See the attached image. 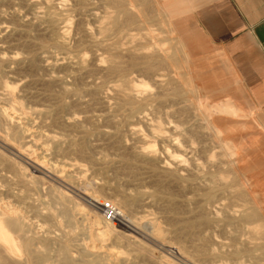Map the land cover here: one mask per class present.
<instances>
[{"label":"rangeland","instance_id":"374dc122","mask_svg":"<svg viewBox=\"0 0 264 264\" xmlns=\"http://www.w3.org/2000/svg\"><path fill=\"white\" fill-rule=\"evenodd\" d=\"M158 3L0 0V106L16 114L19 130L28 131L27 138L11 140L7 136L11 125L1 122L0 136L12 152L24 151L43 169L40 172L23 165L0 143L6 165L15 161L18 169L11 171L0 162V205L21 215L31 251L45 256L42 261L29 259L25 264H62L63 248L73 264L264 263L260 248L264 239L258 230H251L258 220L264 221V206L258 202H264V197L241 173V150L231 154L227 148L241 140L233 138L236 129L230 131V123L221 124L218 115L208 114L205 107L211 102L204 98L206 77L202 81L195 74L193 77L189 55ZM80 60L83 65L77 66ZM112 60L122 61L126 71L107 74ZM133 62L145 64L130 66ZM118 84L127 93L137 94L139 113L128 117L127 111L116 110L120 101L114 89ZM202 101L205 106H200ZM216 127L222 131L216 132ZM77 141H83L90 157L75 152ZM139 150L154 153L151 162L156 169L162 160L186 169L181 173L189 174L185 175L188 178H174L177 181L172 180V185L168 182V189L174 188L169 189L173 194L170 200L150 190L154 178L146 159L135 156ZM126 155L137 160L127 162ZM131 173H145L141 177L147 180L137 182ZM146 182L148 185H143ZM239 191L247 199L240 200ZM59 192L67 193L65 204L59 200ZM103 201L115 203L118 216L106 221L109 227L100 236L90 212H105ZM64 206L69 210L67 216L61 214ZM198 207L212 221L208 217L204 227L199 225L194 234L182 237L177 228L197 223ZM251 209L260 212L252 225L241 217ZM100 221L99 226H104L105 220ZM199 228L205 233L198 232ZM189 237L198 247L218 248V260L210 263L207 258L194 257ZM93 247L96 250H91ZM19 249L16 255L21 260L25 253Z\"/></svg>","mask_w":264,"mask_h":264},{"label":"crops","instance_id":"0c3cea01","mask_svg":"<svg viewBox=\"0 0 264 264\" xmlns=\"http://www.w3.org/2000/svg\"><path fill=\"white\" fill-rule=\"evenodd\" d=\"M158 1L193 77H206L204 98L232 108L220 123L240 122L232 135L246 142L238 166L264 197V0Z\"/></svg>","mask_w":264,"mask_h":264},{"label":"bare ground","instance_id":"6f19581e","mask_svg":"<svg viewBox=\"0 0 264 264\" xmlns=\"http://www.w3.org/2000/svg\"><path fill=\"white\" fill-rule=\"evenodd\" d=\"M114 1V0H113ZM126 1V0H125ZM132 1V0H131ZM126 3V2H125ZM134 4V3H133ZM128 5H130V4H128ZM127 5V6H128ZM125 6V5H124ZM123 6V7H124ZM132 6V5H131ZM122 7V8H123ZM115 9V8H114ZM127 9V8H126ZM129 9V8H128ZM116 10V9H115ZM121 13H122V11H120ZM123 12H124V10H123ZM128 12H129V10H128ZM162 12V11H161ZM131 15H132V13H130ZM111 15V14H110ZM109 17V16H108ZM112 18V17H111ZM118 20V19H117ZM106 21H107V19H106ZM106 21H104V22H106ZM112 21V20H111ZM108 22H110V21H108ZM115 22V21H114ZM128 23V22H127ZM131 24V23H130ZM133 24V23H132ZM104 25H105V23H104ZM103 25V26H104ZM102 26V25H101ZM115 26V25H114ZM118 26H119V24H118ZM102 28V27H101ZM120 28V27H119ZM102 31V30H101ZM147 31V30H146ZM152 31V30H151ZM103 32V31H102ZM150 32V31H149ZM104 33V32H103ZM106 33V32H105ZM153 35V34H152ZM141 36V35H140ZM151 36V35H150ZM132 37V36H131ZM135 37V36H134ZM136 37H138V35L136 36ZM137 39V38H136ZM140 39V38H139ZM60 42V44H64L62 41H59ZM156 42V41H155ZM154 44V43H153ZM61 45V46H62ZM160 45H161V42H160ZM166 46H167V44H165ZM163 47V46H162ZM165 47V46H164ZM159 49V48H158ZM165 49V48H164ZM160 50H161V48H160ZM150 51H152V50H150ZM163 50H161V52H162ZM165 51V50H164ZM145 52V51H144ZM143 52V53H144ZM133 53V52H132ZM135 54V53H134ZM148 55V54H147ZM152 55V54H151ZM150 55V56H151ZM155 55H157V54H155ZM111 56V55H110ZM108 57V56H107ZM116 58V57H115ZM136 58V57H135ZM158 58H159V56H158ZM142 59H143V57H142ZM172 60V59H171ZM107 61V60H106ZM109 61V60H108ZM122 61H117V60H112V61H110V63H109V66H108V72H107V74H109V75H114V74H123L124 73V67H123V65H122ZM140 63H144V62H133V63H130V66H137V65H139ZM145 64V63H144ZM75 65V64H74ZM76 65L77 66H81V65H83V61L82 60H80V61H78L77 63H76ZM158 66V65H157ZM128 67V66H127ZM150 67H145V69H149ZM126 71V70H125ZM87 72V71H86ZM123 80V79H122ZM6 83H5V87H6ZM167 85V84H166ZM3 87V86H2ZM124 86H120L119 84H118V86L117 87H115V95H116V97H117V99H119V103H117L116 104V110H124V111H127V116L128 117H130L133 113H139V111H140V105H138L137 103H136V93L135 94H130V93H127L126 91H125V89L123 88ZM178 87V86H177ZM127 89V88H126ZM133 89H134V87H133ZM171 89V88H170ZM135 90V89H134ZM66 91V90H65ZM68 92V91H67ZM131 93H132V91H131ZM164 95V94H163ZM10 97V96H9ZM146 99V98H145ZM204 100V99H203ZM139 101V100H138ZM145 101V100H144ZM205 101V100H204ZM204 101H202V102H198L199 104H200V106H205V103H204ZM142 105V104H141ZM143 106V105H142ZM9 107V106H8ZM206 108V110H207V112H208V114L209 115H222V116H225L226 114H230V115H232L233 114V111H232V108L231 107H229V106H227V105H225V104H217V103H210V104H208L207 105V107H205ZM16 113V112H15ZM13 113L11 112V110H9V109H7L6 107H1L0 106V123L1 122H4V123H6V124H10L11 125V127H9L8 128V133H7V136L11 139V140H18L19 141V139H23V138H27V133H28V131L27 130H25V129H21V130H19L18 128H17V123H16V121H15V115L16 114H14V115H12ZM240 115V114H239ZM242 116V115H241ZM245 117V116H244ZM55 118H57V117H55ZM55 118L53 119V121H56L55 120ZM58 120V119H57ZM216 120H219L218 119V117L216 118ZM59 121V120H58ZM61 121V120H60ZM242 122V121H241ZM19 123V122H18ZM57 123V122H56ZM69 123V122H68ZM210 123V122H209ZM3 124V123H2ZM61 124H63L64 125V123H61ZM211 124V123H210ZM213 125V124H212ZM24 126V125H23ZM29 126V125H28ZM65 126V125H64ZM71 126V125H70ZM70 126H68L69 128H70ZM73 126V125H72ZM239 126H240V122L238 121V123L236 122H232V123H230L229 125H228V129L230 130V131H233L234 129H239ZM1 127V126H0ZM25 127V126H24ZM158 130H160L161 129V127H160V125L159 124H157L156 126H155ZM21 128V127H20ZM27 128V127H26ZM219 131H222V129H220V128H218V127H216V132H219ZM1 132V131H0ZM71 140H73V139H71ZM129 140V139H128ZM118 141V140H117ZM74 142V141H73ZM83 142V141H82ZM82 142H78L77 141V145L76 146H74V147H76V149L77 150H75V152L77 151L80 155H82V156H86L87 155V152H86V150H85V145L83 146V144H82ZM119 142V141H118ZM117 142V143H118ZM225 142V141H224ZM0 143L2 144V146H3V148H4V150L5 151H7V152H9V154H11L12 156H14L16 159H18V161L19 162H21L23 165H25V166H29V167H31V168H33L34 170H37V171H42L43 169L41 168V166L36 162V161H34L33 159H29L26 155H25V153H23L24 151H19V149H18V151L19 152H16V154L14 153V152H12V151H14V150H11L12 149V147L9 145V144H6V142L5 141H3V139H2V137L0 136ZM10 143H11V141H10ZM13 143V142H12ZM27 143V142H26ZM116 143V144H117ZM0 144V145H1ZM113 144V143H112ZM25 145V144H24ZM244 145L246 146V142H245V140H243V141H241L240 142V144H238V145H232V146H228L227 145V148L229 149V152L231 153V154H233V153H235V151H237V150H241V148L242 147H244ZM73 146V145H72ZM1 149V148H0ZM129 149V148H128ZM3 150V149H2ZM9 150V151H8ZM11 150V151H10ZM22 150V149H21ZM124 151V150H123ZM131 151V150H130ZM12 152V153H11ZM76 152V153H77ZM131 152H134L133 150L131 151ZM135 153V152H134ZM137 153V155H135V156H139V157H143L142 159L144 160V158L146 159V161H147V170L150 172V175L154 178V179H152V181H154L153 182V189H150V187H151V184H149L150 185V187H149V189L150 190H152V192L154 191V194H156L157 193V195L158 194H161L160 196H164V197H166L168 200H170V198L172 197V191H170V190H172V189H174V188H171L170 189V186H169V189H168V182H169V184L172 182V180H174V181H177V180H179L178 178H184V177H189V174H187V176H185L183 173H181V171H183V172H186V169L184 168V167H180V168H177V166H172V164H170L169 162H167V161H163L162 160V164H161V166L159 167V169H156V167H154L153 165H152V163L153 162H151V160H153L154 158H155V155H154V153H150V152H143L142 150L140 151H137L136 152ZM27 154V153H26ZM124 154V153H123ZM127 154V153H126ZM132 154V153H131ZM28 155V154H27ZM129 155V154H128ZM128 155H126V157H125V159L127 160V162L129 161V162H132V161H136L137 159H135V157L134 156H128ZM87 156H89V155H87ZM80 157V156H79ZM90 157V156H89ZM88 157V158H89ZM146 157H148V159L146 158ZM87 158V157H86ZM105 158V157H104ZM121 158V157H120ZM122 159H124V156H123V158ZM102 160V159H101ZM17 161V160H16ZM100 161V160H99ZM109 161V160H108ZM0 162H2V163H4L5 165H6V159H5V154L2 152H0ZM15 162V161H14ZM14 162H9V164H7L6 166L11 170V171H15V172H17L18 171V169H17V167H16V165H15V163ZM102 162V161H101ZM100 162V163H101ZM124 162V161H123ZM141 163L140 162V160L139 161H137V163ZM103 163H105V162H103ZM137 163H135V165L137 164ZM144 163V162H143ZM124 164V163H123ZM129 164H131V163H129ZM146 164V163H145ZM155 164V163H154ZM103 165H107V164H103ZM134 165V166H135ZM138 166V165H137ZM139 166H141V164L139 165ZM180 166V165H179ZM178 166V167H179ZM45 167V169H46V166H44ZM123 168H125L124 166H123ZM127 169H129V167L127 168ZM131 169V168H130ZM129 169V170H130ZM133 169V168H132ZM131 169V171H134V170H132ZM137 170V169H136ZM143 170V169H142ZM145 170V169H144ZM188 171V170H187ZM127 172V171H126ZM136 172V171H135ZM140 172V171H139ZM189 172V171H188ZM148 173V172H147ZM190 173V172H189ZM29 174V173H28ZM43 174V173H42ZM47 174V173H46ZM127 174V173H126ZM132 175H130V176H132V177H136L137 179H138V181L137 182H144L145 181V179L143 178V177H141V176H144L145 175V173H143L144 175H142V173L140 174V173H131ZM193 174V173H192ZM191 174V176H193ZM227 174H228V172H227ZM184 175V176H183ZM125 176H127L128 177V175H125ZM129 176V178H131ZM183 176V177H182ZM187 177V178H188ZM225 177V176H224ZM56 178V177H55ZM136 178L134 179L135 180V182H136ZM151 178V177H150ZM177 179V180H175V179ZM191 178V177H190ZM234 178V177H233ZM54 179V178H53ZM133 180V181H134ZM147 180V179H146ZM185 180V179H184ZM218 180H220V178L218 179ZM231 180V179H230ZM59 181V180H58ZM149 181V180H148ZM152 181H150V182H152ZM174 181H173V183H174ZM182 181H183V179H182ZM136 182V183H137ZM179 182H181V181H179ZM184 182V181H183ZM186 182V181H185ZM188 182V181H187ZM192 182V181H191ZM220 182V181H219ZM135 183V184H136ZM149 183V182H148ZM148 183L146 182V183H143V185H145V184H147L148 185ZM189 183V182H188ZM212 183V182H211ZM180 184V183H179ZM185 184V183H184ZM187 184V183H186ZM185 184V185H186ZM218 184V183H217ZM56 185V184H55ZM138 183H137V187H138ZM142 185V184H141ZM143 185H142V187H143ZM146 185V186H147ZM170 185H172V183L170 184ZM184 185V186H185ZM235 185H237V183H235L234 184V186ZM140 186V185H139ZM188 186V185H187ZM215 186V185H214ZM216 187V186H215ZM248 187V186H247ZM140 188V187H139ZM145 188V187H144ZM180 188H182V187H180ZM210 188V187H209ZM232 188V187H231ZM234 188H237V187H234ZM31 189V188H30ZM136 190V189H135ZM134 190V191H135ZM140 190V189H139ZM184 189H182V191H183ZM232 190V189H231ZM235 190H237L238 191V189H235ZM248 190V189H247ZM201 191V190H200ZM229 191V190H228ZM249 191V190H248ZM247 191V192H248ZM143 192V190H141V192L140 193H142ZM156 192V193H155ZM230 192V191H229ZM228 192V193H229ZM236 192V191H235ZM256 192V191H255ZM72 193V192H71ZM136 193V192H135ZM67 193H64V192H59L58 193V198H59V200L63 203V204H65V202H66V200L68 199L67 198V195H66ZM153 194V193H152ZM153 194V195H154ZM236 194V193H235ZM130 195V194H129ZM132 195V194H131ZM133 195H135V194H133ZM175 195V194H174ZM228 195V194H227ZM140 196V195H139ZM159 196V197H160ZM238 196H239V198H240V200H243V198L245 197V199H247L246 197V195L245 194H243V193H241V191H239V193H238ZM149 197H152V196H149ZM155 197H156V195H155ZM154 196H153V198H155ZM122 198V197H121ZM134 198V197H133ZM133 198H131V200L133 199ZM141 198V197H140ZM152 198V199H153ZM234 198V197H233ZM129 199H130V197H129ZM137 199V201H139L138 200V198H136ZM161 199V198H160ZM205 199L206 200H209L210 199V196H208V195H206L205 196ZM245 199H244V201H245ZM259 199V198H258ZM140 200H142V198L140 199ZM154 200V199H153ZM158 200H159V198H158ZM157 200V201H158ZM162 200V199H161ZM166 200V199H165ZM250 200V199H249ZM78 201V200H77ZM125 200H123V202H124ZM132 201H134V200H132ZM200 201V200H199ZM252 201H254L253 199H252ZM7 202V201H6ZM96 202V201H95ZM167 202V201H166ZM171 202V201H170ZM259 202V204H261V205H263L264 206V202L263 201H261V200H259L258 201ZM196 203V202H195ZM113 204H115V203H113ZM124 204V203H123ZM137 204V202L135 203V205ZM168 204V203H167ZM166 204V205H167ZM171 204H173V203H171ZM252 204V203H251ZM256 204V203H255ZM121 205V204H120ZM127 205V204H126ZM129 205V204H128ZM238 205V204H237ZM169 207H170V205H168ZM203 206V205H202ZM220 206V205H219ZM256 206H257V204H256ZM15 207V206H14ZM260 207V206H259ZM76 208V207H75ZM164 209H165V207H163ZM177 208V207H176ZM179 208V207H178ZM199 208V207H198ZM87 209V208H86ZM170 209V208H169ZM181 209V208H180ZM260 209H261V207H260ZM75 210V209H74ZM95 210V209H94ZM167 210H168V208H167ZM171 210H172V208H171ZM174 210V209H173ZM185 210V209H184ZM216 210V209H215ZM248 210V209H247ZM87 211V210H86ZM89 211V210H88ZM97 211V210H96ZM90 212L91 214H90V216H91V218L95 221V224L97 225V227H96V234L97 235H100V236H103L106 232H107V227H109L108 225H107V223H106V221L108 222V221H111L112 220V218L114 217V218H116L117 216H118V212H112V213H107L106 214V212H101V214L100 213H98V211L97 212ZM176 211V210H175ZM175 211H173L172 213H174ZM178 211H179V209H178ZM121 212H122V215H123V217L125 216L124 215V212L125 211H122V209H121ZM181 211H179L178 213H180ZM183 212V211H182ZM186 212V211H185ZM68 213H69V210L64 206L62 209H61V214L63 215V216H67L68 215ZM168 213H169V211H168ZM178 213H176V214H178ZM206 213H208V212H206ZM244 214L241 216L242 218H243V220L246 222V223H249V224H253V220L255 219L254 217H257L258 216V214L260 213H258V210L257 209H255V210H253V209H251V210H249V211H247V212H243ZM196 214V213H195ZM198 216L200 217V220H198V222L196 223V222H189V223H187V225L185 226V225H183L184 227L183 228H177V231L178 230H180L179 231V233L182 235V237H187V236H190V235H192V234H194L193 233V231H194V229L197 227V226H199V225H203V227H204V224L205 223H207V218L209 217H206V215H205V213H204V210L202 209V208H199L198 209ZM209 214V213H208ZM207 214V215H208ZM215 214V213H214ZM262 214V213H261ZM120 215V214H119ZM260 215V214H259ZM193 216V215H192ZM197 216V215H196ZM227 216V215H226ZM189 218V217H188ZM187 218V219H188ZM191 218V217H190ZM195 218V217H194ZM210 218V217H209ZM240 218V217H239ZM238 218V219H239ZM254 218V219H253ZM258 218V217H257ZM256 218V219H257ZM100 219H104L105 220V224H104V226H99L100 224H101V221H100ZM123 219V218H122ZM211 219V218H210ZM209 219V220H210ZM259 219V218H258ZM189 220H192V219H189ZM174 221V220H173ZM196 221V220H195ZM211 221H212V219H211ZM211 221H210V223H211ZM255 221V220H254ZM260 221V223L258 224V225H255V226H251V230L253 231V230H258V232H259V235L258 236H260V238L261 239H264V221L263 220H258V222ZM172 222V221H171ZM176 222V221H175ZM256 222V221H255ZM254 222V223H255ZM186 223V222H185ZM256 224V223H255ZM215 225V224H214ZM216 225H218V224H216ZM215 225V226H216ZM180 226H181V224H180ZM211 226V225H210ZM95 227V226H94ZM200 227V226H199ZM103 228V229H102ZM206 228H207V225H206ZM209 228H211V227H209ZM216 228V227H215ZM94 229V228H93ZM238 229H240V228H238ZM196 230V229H195ZM198 230V232L200 231V233L201 232H203V231H201L200 230V228L199 229H197ZM95 230H93V232H94ZM135 231V230H134ZM176 231V230H175ZM208 231V230H207ZM247 231V230H246ZM234 232V231H233ZM154 233L155 234H158V230L156 229L155 231H154ZM178 233V232H177ZM179 233H178V235H179ZM199 233V234H200ZM203 233H205V232H203ZM210 233V232H209ZM208 233V234H209ZM202 234V233H201ZM208 234L206 235V237L208 236ZM216 234V233H215ZM235 234V233H234ZM255 233H253V235H254ZM29 235V234H28ZM177 235V234H176ZM210 235V234H209ZM246 235V234H245ZM119 236V235H118ZM180 236V235H179ZM210 236H212V235H210ZM231 236V235H230ZM234 236V235H233ZM181 237V238H182ZM193 237H195L194 235H193ZM201 238H203L202 237V235L200 236ZM220 237V236H219ZM179 238V237H178ZM180 238V239H181ZM190 238V240H193L192 241V243L188 240ZM187 240H188V242H190L192 245H190L191 246V251H190V253L194 256V257H203L204 259L205 258H207V259H209L210 260V263H213V262H216L217 260H218V258H219V255H218V253H217V250H218V248L216 249V248H213V246H212V248H205V245H204V248L201 246V247H198V246H196V243H195V245H194V239L192 238V237H189ZM192 238V239H191ZM200 238V240H202ZM211 238V237H210ZM244 238V237H243ZM247 238V237H246ZM259 237H256L255 238V240L256 239H258ZM204 239H205V237H204ZM212 239V238H211ZM224 239V238H223ZM237 239V238H236ZM235 239V240H236ZM183 240V239H182ZM195 240H196V238H195ZM198 240V242H199V238L197 239ZM196 240V241H197ZM208 240V239H207ZM206 240V241H207ZM238 240V239H237ZM259 240V239H258ZM151 241V240H150ZM184 241V240H183ZM213 241V240H212ZM259 241H261V240H259ZM263 241V240H262ZM181 242V241H180ZM187 242V243H188ZM197 242V243H198ZM200 243V245H201V241L199 242ZM203 243V242H202ZM209 243H210V241H209ZM209 243H206V244H209ZM245 243V242H244ZM204 244H205V241H204ZM230 244V243H229ZM240 244V243H239ZM32 245V244H31ZM199 245V246H200ZM209 245H211V244H209ZM214 245V244H213ZM207 246V245H206ZM216 246V245H215ZM223 246V245H222ZM227 246H228V244H227ZM254 246V245H253ZM260 246V245H259ZM20 247H22V250L24 251V253H25V256L24 257H22V259L21 260H19V258L17 259V252H18V250H20L19 248ZM89 247V246H88ZM226 247V246H225ZM229 247V246H228ZM231 248V247H230ZM229 248V249H230ZM236 248V247H235ZM238 248V247H237ZM261 248V251H262V256H264V246H262V247H260ZM224 249V248H223ZM246 250V252H249L248 250H247V248H245ZM32 249L30 248V240L27 238V231L24 229V227H23V220H22V217H21V215H19V214H17V213H15L13 210H10V209H8V208H6L4 205H0V264H25L26 262L25 261H27V260H29V259H32V260H34V262L35 261H42L43 259H44V257L42 256V255H37V254H34L32 251H31ZM90 250V249H89ZM91 250H96V248L94 249V247H93V249H91ZM234 250H236V249H234ZM244 250V249H243ZM186 251V250H185ZM242 251V250H241ZM20 252H21V250H20ZM219 252V251H218ZM221 252V251H220ZM223 252H224V250H223ZM237 252V251H236ZM238 252H239V249H238ZM61 253H62V264H73V262H72V260H70L69 259V257H68V251H67V249H61ZM225 253V252H224ZM95 254V253H94ZM250 256V255H249ZM154 257V256H153ZM181 258H183V257H181ZM238 260V259H237ZM245 260V259H244ZM252 260V259H251ZM250 260V261H251ZM182 261V260H181ZM208 261V260H207ZM222 261H223V259H222ZM228 261V260H227ZM96 262H97V260H96ZM224 262H226V261H224ZM233 262V261H232ZM247 262V261H246ZM230 263V262H229ZM236 263V262H235ZM215 264V263H214ZM219 264H221V263H219ZM231 264V263H230ZM244 264H245V262H244ZM250 264V263H249ZM264 264V263H263Z\"/></svg>","mask_w":264,"mask_h":264},{"label":"built area","instance_id":"2783aa9c","mask_svg":"<svg viewBox=\"0 0 264 264\" xmlns=\"http://www.w3.org/2000/svg\"><path fill=\"white\" fill-rule=\"evenodd\" d=\"M101 209H103L106 213L117 212L116 207L109 201H103L101 203Z\"/></svg>","mask_w":264,"mask_h":264}]
</instances>
